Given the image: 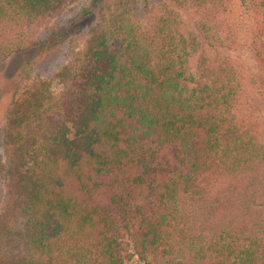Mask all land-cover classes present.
<instances>
[{
    "label": "trees",
    "instance_id": "trees-1",
    "mask_svg": "<svg viewBox=\"0 0 264 264\" xmlns=\"http://www.w3.org/2000/svg\"><path fill=\"white\" fill-rule=\"evenodd\" d=\"M64 1L0 0V62L37 48L24 30ZM183 9L204 17L195 30ZM242 15L264 93V0H165L148 27L126 11L94 28L58 75L57 105L35 92L8 111L0 264H264V233L245 221L211 236L197 224L264 171L246 76L218 51L242 45L229 23Z\"/></svg>",
    "mask_w": 264,
    "mask_h": 264
},
{
    "label": "rangeland",
    "instance_id": "rangeland-1",
    "mask_svg": "<svg viewBox=\"0 0 264 264\" xmlns=\"http://www.w3.org/2000/svg\"><path fill=\"white\" fill-rule=\"evenodd\" d=\"M165 0H65L45 19L24 30L25 42L39 46L23 55H15L0 62V156L10 157V140L5 131L9 110L13 111L35 92H43L44 99L54 107L64 89L59 73L75 55L85 50L90 32L102 21H117L126 11L145 27L153 19ZM245 2V1H244ZM238 1L236 15L247 12L245 3ZM90 14L83 17L84 10ZM187 29L195 30L204 20L194 9L179 10ZM236 17V16H235ZM229 23L242 40V45L229 50H218L240 65L247 79L245 109L250 113L255 128L264 136V93L258 83V70L251 39V17L242 15ZM59 34V36H58ZM208 52L213 54V50ZM23 73V79L19 73ZM19 80V86L17 81ZM17 89V90H15ZM11 192L8 177H0V213L4 210ZM232 220L245 221L249 228L264 233V171H250L240 180L225 188L213 202L201 209L197 222L204 236H211Z\"/></svg>",
    "mask_w": 264,
    "mask_h": 264
}]
</instances>
